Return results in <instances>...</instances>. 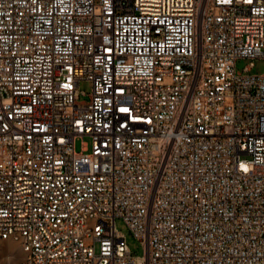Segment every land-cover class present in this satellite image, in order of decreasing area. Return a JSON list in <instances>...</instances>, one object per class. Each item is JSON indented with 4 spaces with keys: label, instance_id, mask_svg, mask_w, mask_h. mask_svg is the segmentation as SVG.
I'll return each mask as SVG.
<instances>
[{
    "label": "built area",
    "instance_id": "1",
    "mask_svg": "<svg viewBox=\"0 0 264 264\" xmlns=\"http://www.w3.org/2000/svg\"><path fill=\"white\" fill-rule=\"evenodd\" d=\"M255 58L264 0H0V239L17 264H264Z\"/></svg>",
    "mask_w": 264,
    "mask_h": 264
},
{
    "label": "rangeland",
    "instance_id": "2",
    "mask_svg": "<svg viewBox=\"0 0 264 264\" xmlns=\"http://www.w3.org/2000/svg\"><path fill=\"white\" fill-rule=\"evenodd\" d=\"M249 59L237 58L234 62L236 71L241 72L243 66L248 64ZM247 72L262 73L264 72V58H255L252 60V66ZM90 82L81 79L77 83V89L82 91L79 94V99L86 100L90 91ZM74 146L76 149L79 147L78 140L75 141ZM114 225L117 230L122 232L126 245L128 246L132 255H141L143 252L141 243L132 235L126 224L120 217L114 219ZM23 252L21 251L17 242L11 240L0 239V264H17L22 258Z\"/></svg>",
    "mask_w": 264,
    "mask_h": 264
}]
</instances>
